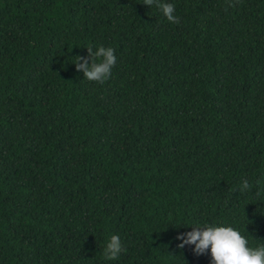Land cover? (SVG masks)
Listing matches in <instances>:
<instances>
[{
    "label": "trees",
    "instance_id": "obj_1",
    "mask_svg": "<svg viewBox=\"0 0 264 264\" xmlns=\"http://www.w3.org/2000/svg\"><path fill=\"white\" fill-rule=\"evenodd\" d=\"M161 2L178 24L145 0H0V264H213L177 247L192 227L264 247V0ZM100 46L103 84L75 66Z\"/></svg>",
    "mask_w": 264,
    "mask_h": 264
},
{
    "label": "clouds",
    "instance_id": "obj_2",
    "mask_svg": "<svg viewBox=\"0 0 264 264\" xmlns=\"http://www.w3.org/2000/svg\"><path fill=\"white\" fill-rule=\"evenodd\" d=\"M235 3H239V0H229L228 7H233ZM145 5L158 7L170 23L178 24L180 22L179 17L174 14L175 6L172 3H163L161 0H145ZM87 50V58L77 57L76 69L83 71L87 80L103 84L109 78L111 69L116 63L114 49L100 46L95 52L91 47H88ZM97 60H99L98 63ZM251 187L249 181L244 180L240 191H248ZM192 229V231L181 233L176 237L181 241L177 245L178 248L183 249L186 245H194L193 253L200 256L205 254V251L210 247L213 264H264V247H248L249 241L231 226L192 227ZM123 251L126 249L123 248L120 237L113 235L104 248L103 256L107 260H115Z\"/></svg>",
    "mask_w": 264,
    "mask_h": 264
}]
</instances>
